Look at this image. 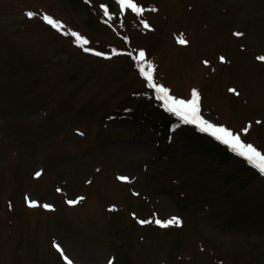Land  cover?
<instances>
[{"label":"rangeland","instance_id":"obj_1","mask_svg":"<svg viewBox=\"0 0 264 264\" xmlns=\"http://www.w3.org/2000/svg\"><path fill=\"white\" fill-rule=\"evenodd\" d=\"M136 2L0 0V264H264V173L200 122L172 124L138 59L264 151V0Z\"/></svg>","mask_w":264,"mask_h":264},{"label":"snow or ice","instance_id":"obj_2","mask_svg":"<svg viewBox=\"0 0 264 264\" xmlns=\"http://www.w3.org/2000/svg\"><path fill=\"white\" fill-rule=\"evenodd\" d=\"M120 8L123 9H131L133 12L137 13V15H142L145 9L141 7L136 0H119ZM104 15L108 17V19H111V15L108 12V9L106 6H102ZM151 11H156V9H151ZM29 18H32L37 15L35 12L28 11L25 13ZM43 19L46 23L51 25L54 28L62 29L64 25L56 21L53 17L49 16L48 14H43ZM108 21L106 20L105 23ZM140 23L143 25L145 29H150V25L147 21L141 20ZM66 35H71L75 38L76 42H79L81 45H87L89 41L84 38L81 34L68 30L65 32ZM236 36H242V33H234ZM178 43L180 44H186L187 41L185 39L179 38ZM83 50L85 52H91L92 49L88 47H84ZM97 56H102L104 55L103 53L100 52H95L94 53ZM115 54V53H114ZM129 55H131L129 53ZM138 59L141 62L140 65V71L141 73L145 76L146 80L148 81V86L155 89L158 93H163L162 96H160V99L165 100V102L169 106V110L175 113L178 116H181L185 119L186 122L189 123H196L200 122L203 124L205 127L202 129L203 131H209L211 130L212 135H214L218 140H221L224 144L229 145L231 149L236 152L238 155L244 157L248 162H250L254 167H256L261 173H264V151L259 150L256 146L252 145L251 143H245L242 139L239 133H234L232 130L225 126H217L215 124H212L208 121L203 120V118L199 114V93L197 90L193 89L192 92V99L190 100H183V99H177L175 97L169 96L168 95V90L164 88L161 85H158L157 83L153 82V76H152V71H151V64L149 62V70L145 71L144 67V60H145V52L143 50L139 51L138 54ZM221 61H224V57H220ZM258 60L264 61V56H259L257 57ZM205 64H208V61H204ZM230 92L235 93L236 95H239L238 92H236L235 89H229ZM257 123H260V121H257ZM251 127V124L247 125L245 128L241 129V132L247 133L249 128ZM37 177L41 175V172L35 173ZM120 180L122 181H127L129 178L128 177H119ZM83 199V198H80ZM26 202L28 203L29 207H36L37 202L34 200H30L26 197ZM79 201H73L70 200L68 201L69 204H75L78 203ZM45 208H51L52 206L49 204H44L42 205ZM140 224H149V223H155L159 225L162 228H167L170 225H180L181 220L179 217H170L167 220H161L159 218H153L149 220H139L138 221ZM57 249L60 250V246L57 244L56 245ZM61 254L63 255V251L61 250ZM64 259L67 261V264H72V261L69 260V258L65 255ZM111 264V261L109 262Z\"/></svg>","mask_w":264,"mask_h":264},{"label":"trees","instance_id":"obj_3","mask_svg":"<svg viewBox=\"0 0 264 264\" xmlns=\"http://www.w3.org/2000/svg\"><path fill=\"white\" fill-rule=\"evenodd\" d=\"M115 264V263H114Z\"/></svg>","mask_w":264,"mask_h":264}]
</instances>
